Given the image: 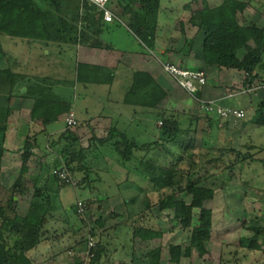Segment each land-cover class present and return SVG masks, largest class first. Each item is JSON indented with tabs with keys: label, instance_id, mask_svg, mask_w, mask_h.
Instances as JSON below:
<instances>
[{
	"label": "rangeland",
	"instance_id": "1",
	"mask_svg": "<svg viewBox=\"0 0 264 264\" xmlns=\"http://www.w3.org/2000/svg\"><path fill=\"white\" fill-rule=\"evenodd\" d=\"M194 1L197 0H163L159 35L171 32L176 20L180 16L186 15L184 5L191 4ZM205 1L212 5L215 0ZM118 2L119 0H112L109 5L112 12H115ZM91 8L95 9L96 7L92 5ZM178 29L180 30L181 28L179 27ZM116 36V34L110 35L112 38ZM1 41L3 47L0 50V70H4L9 75V78L16 81L19 80L22 83L23 89L17 91L19 96L23 95L21 93L28 89V95L35 94L39 97H45L46 99L44 100L48 101L45 105H63L61 108L62 116L66 115V111L76 112L81 123L80 127L70 129L67 125L64 126L63 123L53 127L54 129L66 128L65 131L69 137H73L78 132L84 134V140H80V144H72V146L69 144L68 147L76 152H81L82 156L88 159L86 160L83 157L89 171L90 168H103L106 164L113 165L114 169L122 168L119 172L111 173L114 174V179H112L111 174L108 176L111 181L103 176V179H107L105 183H110L113 186L112 189L109 187L105 188L106 184L100 185L98 182L97 186L100 189L97 188V190H100V192L101 190H108L114 194L121 192L125 196L128 195L127 200L133 199L140 192L139 188H145L148 183L135 179L139 185L133 184L134 173L128 171L132 166L129 164L123 166L113 144L123 142L124 135L127 140L132 141L131 143L136 144V146H144L152 143L155 137H160V134H162L161 128L165 127L157 124L160 119L158 114L160 112L150 111L149 115L143 114L138 117L136 113L140 112V109L124 103L128 98V92L135 84V75L139 69L138 62L140 61L135 63L133 74L127 66L117 63V60H115L117 55L114 56V53L110 52L109 46L104 42L94 45L95 51L93 53L90 50H86V52L80 51L76 47H68L63 45V43L13 39L8 36H3ZM92 70L94 72L90 73ZM110 76L113 77V82L108 87L89 85L95 79L101 81ZM168 87H171L173 91L171 98L164 102L162 112L165 113L166 119L176 120L180 123L182 129H187L191 124L190 118L194 116L192 114L196 113L197 110L196 103L193 102V96L182 90L177 82L172 79L168 81ZM198 96L199 94L194 97L197 98ZM206 101V99L198 101L201 112L207 118L214 117V120L219 121L216 118L217 116H211L203 111L201 106L203 103L201 102ZM210 121L212 122L213 120ZM210 121L205 118L199 124V132L196 136L197 150L195 151V160L200 165L201 162L214 158L215 161L213 163L212 160L210 164L203 165L197 174L196 180L201 182L203 187L215 190L216 198L206 204H201L194 201L186 192H182L180 195L194 208V225L199 218L201 209L207 208L213 211L214 233L212 240L207 243L209 255L206 257L205 264H264V248L261 251H250L241 245L242 238L254 239L260 245H264V234L258 235L250 229L253 227L264 228V165L255 161V165H250L249 163L241 169L236 164L237 156L235 155H232V163L229 165L228 158L220 150L225 147L237 148L239 134L234 135L235 132H233V136H231V132L228 133V129L225 130L222 126L219 128L210 127ZM161 122L165 123L164 120H161ZM137 123H140V125ZM251 129L249 131L253 141L264 146V128L251 127ZM146 131H148L147 134ZM90 132H94V135H90V137L95 135L97 137H101V135L106 137L112 134V142L105 148L97 146L87 152L84 148L86 147L85 143L90 144L87 140ZM100 132L101 135H99ZM230 137L233 138L231 143L228 140L231 139ZM261 145L259 147L262 149L263 146ZM208 149H212L213 153ZM260 156L264 159V154ZM231 165H236L232 176L228 170ZM95 175H91L90 186L87 188L79 187L78 185L73 186L72 184L68 185L61 181L62 186H60L57 183L58 180L53 178L56 184L48 188L45 187L43 192L48 200L54 199L48 212H50L52 219H55V221L59 220L57 221L59 224L57 225V223L54 224L50 221L52 225L45 227L42 234L46 232V229H51L49 231L51 232L52 228H56V226L59 230H64L65 227L69 230L65 223H61L64 219L70 220L71 226H76V229H81L84 238L88 236V232L87 236H85L86 228L87 231L91 228L98 229L96 222L99 217L102 218V215H105V213L99 211V205H87L89 216L86 218H81L78 214L79 202L87 203V200L92 198L91 188H95L96 182L99 181L96 180ZM70 176L74 178V183L79 184L81 182L72 173ZM128 178L131 179L128 180ZM187 182L188 179L184 182L185 187ZM151 196V211L142 214V217H139L137 221L129 213H126L128 209L139 213L140 207L138 205L131 206L133 208L128 209L127 203H123L120 206L108 204L107 206L104 205V207L102 205L103 211L108 210L107 213H109L105 217L103 216L104 219H107L105 221L108 224V232L104 235V244L105 242L107 244L108 242L110 243L111 240L117 241V247L112 248L125 250L124 253H122L123 250L121 251L119 259L132 260L130 256L132 244H134L131 243L132 240L130 241L132 238V227L142 230L147 229L148 232L154 233L151 235L152 245L158 247L161 244L164 252H167L171 245L181 244L186 246L190 243L191 230L186 232L181 238L177 232L180 229L174 220V212L160 211L159 200L161 198L159 194L152 192ZM122 211L123 214L121 213ZM111 215H115V217L111 218ZM83 218L86 219V225L82 222ZM0 224H2L1 221ZM138 240L139 237L136 239V243ZM136 243L135 246L139 251L141 248L143 251L144 248L139 246V244L137 246ZM154 247L151 248L155 252Z\"/></svg>",
	"mask_w": 264,
	"mask_h": 264
},
{
	"label": "crops",
	"instance_id": "2",
	"mask_svg": "<svg viewBox=\"0 0 264 264\" xmlns=\"http://www.w3.org/2000/svg\"><path fill=\"white\" fill-rule=\"evenodd\" d=\"M162 1L163 0H161L160 2V9L157 19L156 37L151 47H148L146 44H144L142 40L130 29V25H132L133 20H135V18H133L131 15L135 11L134 12L132 11L130 13L128 12L124 13V9L126 8V5H124L123 3H121V6L118 5L115 9V12H113V14L116 17V21L111 24L103 23L104 32L99 37L91 38L90 44L85 46L79 44V42H74L72 44L63 43V45L68 47H76L78 48V50L80 49V51L83 50L85 52L86 50L88 51L90 50L93 51L94 53L95 46H91V44L95 43L94 40L104 42L107 46H109L108 49L111 50L110 52H113L114 56L117 55L115 59L117 60V63L118 64L121 63L127 66L129 69H131L133 74H134L135 63L137 61H140L138 62L139 63L138 71L150 74L151 78H153L156 81V83L160 86V88L166 93H168V97L158 106V110L157 111L154 110L156 113L163 110L164 102L168 98H171V93L173 90L171 87H168V81L170 79L175 81V79L172 76H170L168 73H166V71L164 70L163 68L164 63L170 62L185 68L205 71L208 76V85L204 88L203 91L200 92L201 93L200 98H195L193 96V102L196 103L197 110L196 113L192 115H194L193 117L195 116L200 117L197 131L199 132V124L201 121H204L205 118L208 121L213 120L212 122L210 121L209 123L210 127L219 128L222 126L223 128H225V130L228 129V133L231 132V136H233L232 135L233 132L236 133V134L234 133V135H237V133L239 134V138H238L239 143L237 148L225 147L222 150L223 151L222 153L228 158L227 160H229L228 161L229 165L232 163V155L237 156L236 164L239 165V168L241 169L249 163L250 165H255V163L257 162L264 165V159L263 157L260 156L264 154V146L254 142L249 131L251 127L264 128L263 126H258L253 124V122L257 119L259 112L263 109V108L261 109V106L262 103H264V84H261L260 78H253L252 86H248L246 73H244L239 69L241 61L244 59L246 55V46L252 45V41L247 37H242L240 45L236 51V57L238 60L232 68L219 69L218 66L213 63L205 64L203 61L204 37L202 36V34L199 33L198 28H194L189 24V20L191 18V12L186 11L185 9L186 6L189 4L184 5L186 15L180 16L176 20L175 25L172 26V31L164 35H159L160 22H162V16H161ZM238 1L249 3L248 8L242 14H240L241 23L245 27H252L254 25L263 27L264 0H238ZM222 3L223 0H215L212 5L209 3L208 5L211 8H215L220 6ZM179 27L181 28L180 30L178 29ZM113 34H116L117 36L115 38L110 37V35ZM2 47H3V43L0 38V50L2 49ZM88 54L90 53L88 52ZM256 75H259L261 79L264 80V72L263 73L256 72L254 76ZM4 83L6 84V86L8 85L7 86L8 88H5L4 90L8 93H12V97L10 100L12 115L9 119L10 132L7 141V151L1 163V185L6 190L10 191L16 185L20 177L23 174L25 175L26 191L24 192L21 191V193L17 194L15 203H16V209L18 215L20 217H26L31 209L32 203L35 200L37 189L44 190L45 187L48 188L50 186H54L56 182H54L53 177L56 176V174L65 165L66 166L71 165V167L76 170V173L75 174L72 173V175L77 176L79 178V182L84 181V179L87 177L85 170L80 171L81 161H79L80 160L79 158L80 156L78 154L79 152H76V154H71L72 156L70 154L68 155L62 154L63 150L66 147H68V145L71 144L72 142L73 145L80 144V140L84 138L83 137L84 134H82V132L81 133L78 132V134L73 135V137H69L67 135V132L65 131L66 128L54 129L53 127L55 125H58L59 123H63L64 126H66V122H65L66 118L71 113H74L76 115L80 127L81 123L79 118L77 117L76 112H73L71 110L70 112L66 111L65 112L66 115L62 116L61 108L63 105L61 106V104H56L53 106H51L50 104L47 105L44 104V106L42 105L41 107L36 109L37 103L35 99H32L29 96L22 97L17 94V91L23 89L22 83L19 80L18 81L15 80L14 83L7 81H5ZM92 84L89 85L90 86L98 85L103 88L108 87V85H111V84L99 85L95 83L94 85ZM25 91L26 92H23L21 94L23 95L27 94L29 90L27 89ZM200 99H206L207 101H217L226 108L242 110L245 112L246 118L243 120H237V119L224 120L217 116L216 118L219 119V121L214 120V117L207 118L204 115V113L201 112L200 104H199ZM135 108L140 109L139 110L140 112L136 113L138 117L142 116L143 114L149 115L151 111L149 109L140 108V107H135ZM122 115H124V113H122ZM190 119H192V117ZM160 122L161 119L158 120L157 124L160 125ZM137 124L140 125V123ZM147 133L148 131H146V134ZM88 135L89 137H87V140L90 142V144L85 143L86 145V147L84 148L85 151L89 152L94 147L97 146L104 148L107 147L108 144H104L102 141H105L109 135L104 137L103 135H101V132L99 134L101 135V137H97V135H95L94 137H90V135H94V132H90L88 133ZM230 138L231 139L228 140L231 143V141H233V138L232 137ZM28 143H31L33 147L32 156L29 158L27 164L24 166V161H23V156L25 153L24 148ZM152 143L163 144L164 139L161 136V134L160 137H155ZM259 145L263 146L262 149L259 147ZM259 149L261 150L259 151ZM136 151H137V153H135L136 156L144 157L145 153L140 152V150H136ZM86 160L88 159L86 158ZM214 161L215 160H213V163ZM128 164L132 166L130 169L128 168L129 169L128 171L130 173H134L132 179L134 185L136 186L139 185L138 182L135 181V179H137L138 181L143 180L148 183L145 188L142 187V189H144V192L141 195L140 192H138L133 197V199L138 198L139 201L137 203L140 204L143 202L142 200L144 199L145 194H147L146 196H148L150 202H152L151 193L153 191L151 188V184L145 179L141 178L135 172L134 163H127L126 165ZM126 165L123 164V166ZM235 166L236 165H231L230 166L231 168L229 167L228 169L229 174L231 176L234 173ZM90 169L94 174H96L95 175L96 180L99 181L96 182L95 188H91L90 193L92 194V198L90 200H87L88 204L91 203V204L99 205L100 206L99 211L105 213V215L106 214L108 215L109 213H107L108 210L103 211L102 205L107 206L108 204H113L115 206L116 205L120 206L123 203H127V209L133 208L131 207V203L133 199L127 200L128 195L125 196L121 192L114 194L108 190L107 191L101 190V192L100 190H97L98 184L100 185L106 184L105 182L107 181L108 176H110V174L113 172H119V170L122 169L121 167L114 169L113 165L106 164L105 166H103V168L97 169L96 167ZM111 175H112L111 176L112 179H114L115 178L114 174ZM103 176L104 178L107 179L106 180L103 179ZM130 179L131 178H128V180ZM57 183H59L58 185L62 186L60 181H58ZM84 187L87 188L88 185H85ZM108 187L110 189L113 188V186L110 185V183H107L105 186V188ZM51 200L53 203L54 199L51 198ZM121 213L123 214V211ZM128 213L131 217H134L135 221H137L139 217H142V215L136 214L133 210L130 209L127 210L126 214ZM105 215L103 214L102 218L99 217L97 221V222H102L103 226H100L96 222L98 229L91 228L88 229L89 231H87L86 228L85 236H87V232H88V236L85 238L83 236V231L81 229H76V226L74 227V225L71 226L72 223H70L71 221L68 219H64V221L61 223H65V225L69 227V230L66 227L64 228V230H59L57 229V226L56 228L53 227L51 232H49L51 229L49 230L46 229V232L41 235L40 244L25 254V257L27 258L25 264H84L87 253L88 238L91 234H94V236L96 237V240L98 242V247L100 248L99 251H101L100 262L98 264H205L206 257L209 255V250L206 243L204 246L205 248L204 257L199 258L198 256L195 255L191 257H187L186 249L190 246L189 243L186 246H183L181 244L173 245V246L181 247L182 253L179 256H172L170 252V247L168 248L167 252H164V249L162 248L161 244L158 247L156 246L154 247L152 245L151 235L154 233L148 232L147 229L142 230L132 227L131 228L132 238L130 239V241L132 240L131 243H134L132 244V249L130 253L132 260H123L121 258L119 259L120 253L123 249L119 250L116 248L115 249L112 248V247H117L118 245L116 243L117 241L111 240L110 243L108 242L107 244V242H105L104 244V235L108 232L107 231L108 224H106L105 221L107 219L103 218V216L105 217ZM50 216H51L50 214L47 216L46 219L47 223L44 226V228L48 227L51 223L54 224L57 223V225L59 224L57 222L59 220L55 221V219H52ZM114 217L115 215L113 216L111 215V218ZM83 219L84 220L82 222L85 224L86 219L85 218ZM0 228H1V224H0ZM44 228L42 232L44 231ZM177 232L178 234H180L181 238L182 236H184V234H186V233L183 234L179 230ZM5 234H6V238L9 239L8 241L11 248H13L14 252L20 255L19 253H21V248L17 244L18 236L13 235L12 233L9 232ZM138 237L139 240L136 243V239ZM135 243L137 244V246L138 244L139 246H142L144 250L142 251L141 248L139 251V249L135 246ZM146 245H148L147 248H145ZM151 247L155 248V252L152 251ZM124 251L125 250H123L122 253H124Z\"/></svg>",
	"mask_w": 264,
	"mask_h": 264
},
{
	"label": "trees",
	"instance_id": "3",
	"mask_svg": "<svg viewBox=\"0 0 264 264\" xmlns=\"http://www.w3.org/2000/svg\"><path fill=\"white\" fill-rule=\"evenodd\" d=\"M160 2L161 0H119L118 2L119 6L121 3L126 5L124 13L135 11L131 15L135 20L130 25V29L148 47L152 46L156 37ZM248 6L247 2L223 0L220 6L211 8L205 0H197L187 5L185 9L191 12L189 24L198 28L199 33L204 37L203 61L205 64L213 63L219 69L232 68L238 60L236 51L242 37H247L252 41V45L246 46V55L239 66V69L248 75L247 85L252 86L253 78H260L261 84H264V80L259 75L254 76L256 72H264V26L245 27L241 23L240 14ZM91 7V3L86 0H0V38L8 36L13 39L51 43L72 44L79 42L86 46L90 44L91 38L99 37L104 32L103 11L96 6L94 7L97 9ZM94 41L95 43L91 46L101 43V41ZM7 75L4 70H0V221L2 222L0 264H25L27 261L25 254L40 244L42 230L47 223L46 219L50 214L48 211L52 201L45 197L43 189H37L28 215L20 217L15 207V198L21 191H26L25 175L20 177L10 191L1 185V163L7 151L10 132L9 119L12 115L10 107L12 93L4 90L8 88L4 82L14 83L15 81ZM135 76V84L125 103L129 106L157 111L158 106L168 97V93L160 88L150 74L138 71ZM112 78L110 76L101 81L95 79L93 82L99 85L112 84ZM197 94H199L197 98H200V92ZM21 96L35 99L36 109L48 102L44 100L45 97L35 94ZM261 109L253 124L264 127V103H262ZM159 115L160 119L165 121V123L162 122L165 127L161 128L163 144L149 143L138 147L123 135L124 141L114 143L113 147H115L119 160L124 165L134 163L135 172L151 184L153 192L159 194L161 198L159 200L160 211H173L174 220L183 234L191 230L190 246L186 249V256L195 255L202 258L205 254L204 246L212 240L214 233L213 211L207 208L201 209L199 218L194 225V208L180 195L182 192H186L194 201L201 204H206L216 198L215 190L203 187L201 182L196 180L201 167L210 164L215 158L203 161L201 165L195 160L196 136L200 117H192L189 128L182 129L178 121L171 118L166 119L162 110ZM112 137L111 134L102 142L110 144ZM32 149L31 143H28L24 148V166L32 156ZM136 150L145 153L144 157L136 156ZM208 150L213 153L212 149ZM220 152L223 151L220 150ZM62 154H76V151L66 147ZM78 154L79 161H81L80 171L85 170L87 177L77 185L79 187L88 185L89 187L91 175L94 176V173L86 167L84 161L86 158L82 156V153ZM66 169L69 173H76L71 165H67ZM62 170L63 168L60 171ZM56 176L53 178L61 181L57 174ZM186 179L188 182L185 187ZM139 190L141 194L144 192L142 188ZM146 195L145 202L140 204L137 203L138 198L132 200L131 206L138 205L140 207L139 213L135 212L136 214L142 215L151 211L152 205ZM86 205L93 204L87 203ZM97 224L103 226L102 222H97ZM250 229L258 235L264 234L262 227ZM8 232L18 236L17 244L21 248L20 255L11 248L5 234ZM241 245L250 251H261L264 248V245L248 238H242ZM99 250L98 247L96 258L92 264L100 262L101 251ZM170 252L172 256H179L182 249L172 245Z\"/></svg>",
	"mask_w": 264,
	"mask_h": 264
},
{
	"label": "built area",
	"instance_id": "4",
	"mask_svg": "<svg viewBox=\"0 0 264 264\" xmlns=\"http://www.w3.org/2000/svg\"><path fill=\"white\" fill-rule=\"evenodd\" d=\"M86 1L90 2L92 5L96 6L101 11H103L104 23L111 24L116 21L115 15L109 8V5L111 4L112 0H86ZM163 68L166 71V73H168L170 76H172L175 79V81L182 89H184L192 96H195L198 92H201L208 85V76L206 72L203 70L185 68L170 62L164 63ZM246 76L248 75L246 74ZM201 103H203V105H201L203 111H205L207 114H210L211 116L215 115L224 120H231V119L243 120L246 118V114L244 111L233 108H226L217 101H206ZM65 122L68 128L70 129L79 126V122L74 113L69 114ZM160 125L163 126V123L160 122ZM57 175L59 176L62 183L68 185L72 184L73 186L77 185L76 183H74L73 179L71 178L69 171L66 169V166H64L63 170L58 172ZM78 214L79 216L85 218L89 216L88 206L85 203L79 202ZM97 249H98V242L94 234H91L88 238L87 253L84 264H92V262L96 258Z\"/></svg>",
	"mask_w": 264,
	"mask_h": 264
},
{
	"label": "water",
	"instance_id": "5",
	"mask_svg": "<svg viewBox=\"0 0 264 264\" xmlns=\"http://www.w3.org/2000/svg\"><path fill=\"white\" fill-rule=\"evenodd\" d=\"M24 92H26V91H24Z\"/></svg>",
	"mask_w": 264,
	"mask_h": 264
}]
</instances>
